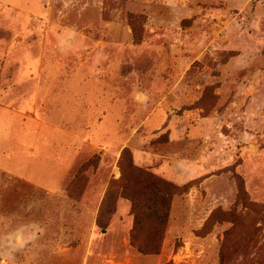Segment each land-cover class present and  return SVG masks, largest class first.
I'll list each match as a JSON object with an SVG mask.
<instances>
[{
	"label": "rangeland",
	"instance_id": "1",
	"mask_svg": "<svg viewBox=\"0 0 264 264\" xmlns=\"http://www.w3.org/2000/svg\"><path fill=\"white\" fill-rule=\"evenodd\" d=\"M5 114L71 160L0 169V264H264V0H0ZM132 166L177 187L161 236Z\"/></svg>",
	"mask_w": 264,
	"mask_h": 264
},
{
	"label": "crops",
	"instance_id": "2",
	"mask_svg": "<svg viewBox=\"0 0 264 264\" xmlns=\"http://www.w3.org/2000/svg\"><path fill=\"white\" fill-rule=\"evenodd\" d=\"M4 117L5 121L0 120V169L23 177L38 186L52 189L59 186L62 183L64 173L69 172L70 168L67 163L70 164L71 153L67 152L63 158L58 157L54 141H49L45 146L41 143L36 145L35 140L39 132L29 130L32 127L23 122V118L22 123L17 124L18 131L16 133L14 126H11L9 119L6 118V114ZM32 117L41 121L36 116L32 115ZM53 134L55 135L56 132L54 131ZM50 139L54 138L51 137ZM42 164L50 166L49 170H43L45 175L41 173ZM78 246L82 247L83 245Z\"/></svg>",
	"mask_w": 264,
	"mask_h": 264
},
{
	"label": "trees",
	"instance_id": "3",
	"mask_svg": "<svg viewBox=\"0 0 264 264\" xmlns=\"http://www.w3.org/2000/svg\"><path fill=\"white\" fill-rule=\"evenodd\" d=\"M125 173L121 196L133 203L134 227L153 220L159 225L157 235L161 236L163 232L161 227L169 219L171 198L177 187L135 166L130 167V170ZM141 201H145L146 204L145 208L139 211L137 204ZM135 231L137 232V228ZM139 251L141 253H158L159 248L147 249L145 246H140Z\"/></svg>",
	"mask_w": 264,
	"mask_h": 264
}]
</instances>
